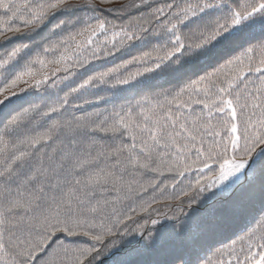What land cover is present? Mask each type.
<instances>
[{
	"label": "snow or ice",
	"instance_id": "1",
	"mask_svg": "<svg viewBox=\"0 0 264 264\" xmlns=\"http://www.w3.org/2000/svg\"><path fill=\"white\" fill-rule=\"evenodd\" d=\"M0 85V264H264V230L202 252L264 208V0H0ZM192 171L175 224L129 214Z\"/></svg>",
	"mask_w": 264,
	"mask_h": 264
},
{
	"label": "trees",
	"instance_id": "2",
	"mask_svg": "<svg viewBox=\"0 0 264 264\" xmlns=\"http://www.w3.org/2000/svg\"><path fill=\"white\" fill-rule=\"evenodd\" d=\"M73 2H79V0H73ZM94 2L97 4L98 7L100 8H119L122 4H126L128 2V0H110L109 3H104V4H101L100 0H94ZM104 15L108 16L109 18H115L116 13H103ZM124 19H127V17H125ZM257 56H259V53H257ZM126 58V57H125ZM120 61L117 60L116 63H119ZM134 70V69H133ZM208 71H210L211 69H206ZM2 86V85H0ZM166 87H173L172 85H167ZM131 99V98H130ZM135 99H139V97H136ZM135 99H132V102L134 103L135 102ZM184 101H188V95L186 94L183 98H182V102ZM125 102L124 100H117L116 103L119 104V103H123ZM190 103V102H189ZM195 105H191V108H193L192 110V115L195 116L196 114L199 113L200 111V108L198 107H201V106H195ZM193 159H195V155L193 154ZM194 167H202V165H198V166H194ZM196 171H192L190 173H194ZM190 173H186L185 176L189 175ZM210 172H205L204 173V176H208ZM155 176V174H149V177H153ZM180 177H178L176 175V173H165V175L163 177H161L159 179V183L160 184H171L174 180L177 182V180L179 179ZM200 178V175L198 173L196 174H192L190 175V177H188L183 186L182 187H176V190L174 193L171 192V188L167 189L163 195H161L158 191L155 193V196H156V199L157 201H159V203H155L153 204V208L156 209L155 212H151V219H157L159 220V224L160 222H162L163 220H166V216H171L173 214H176V215H179V209H177L175 207V205L178 203V201H176L174 198L173 199H169V195L170 194H173V195H178L181 191V189H186V187L190 184H194L196 179ZM147 179V178H146ZM150 191V190H149ZM154 195L153 192L149 193L146 197H143L142 200H139L137 201L135 204H131L130 203V207H136L137 208V211L139 212V207L138 205L140 203H142L144 200H148L149 202L151 201V197ZM207 195V193H206ZM168 206H171V211H169V207ZM195 205H193V208H200V206H197V207H194ZM188 211H190V209L187 207V204L185 203V206H184V212L187 213ZM129 214H132L135 219H137L138 217L140 216H143L144 219H147L148 220V223L146 225L147 228L149 229H152L154 230L159 224L153 226L151 224V219H148V214H145V213H140L139 215H136L135 216V213H129ZM144 219H140V223H144ZM184 217L181 216V221H183ZM171 224H175L174 221H170ZM132 222H129V227H133L131 226ZM135 227V226H134Z\"/></svg>",
	"mask_w": 264,
	"mask_h": 264
}]
</instances>
